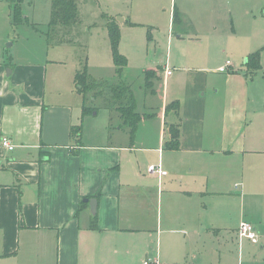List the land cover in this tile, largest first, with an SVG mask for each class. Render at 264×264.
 <instances>
[{
	"label": "crops",
	"instance_id": "crops-1",
	"mask_svg": "<svg viewBox=\"0 0 264 264\" xmlns=\"http://www.w3.org/2000/svg\"><path fill=\"white\" fill-rule=\"evenodd\" d=\"M175 8L179 18L172 23L179 25ZM35 58L8 56L0 46V143L5 137L14 147L8 151L0 144V264H109L110 253L118 254L122 246L129 250L123 255L137 256L145 248L146 259L157 262L153 238L156 228L160 238L161 223L143 225V220H151L166 193L259 202L260 220L251 222L249 209L241 222L254 226L264 254V128L247 121L248 93L237 69L230 65L211 74L166 64L151 68L158 81L151 92L159 107L141 114L147 118L132 136L126 133L128 143L121 136L112 145L102 123L101 131L89 136L106 145L80 141L75 146L70 130L84 118L76 73ZM208 74L225 75L220 88H213L217 82ZM210 86L214 95L206 98ZM175 101L179 110L166 112ZM171 125L179 130L175 151L163 148ZM149 166H159L162 174L149 173ZM83 199L95 201L94 214ZM92 217L96 229L90 230ZM241 222L231 230L167 232L179 241L183 235L187 247L204 237H227L241 246ZM214 251L211 264H220ZM237 258L242 264L240 252Z\"/></svg>",
	"mask_w": 264,
	"mask_h": 264
},
{
	"label": "rangeland",
	"instance_id": "rangeland-1",
	"mask_svg": "<svg viewBox=\"0 0 264 264\" xmlns=\"http://www.w3.org/2000/svg\"><path fill=\"white\" fill-rule=\"evenodd\" d=\"M50 2L0 0V46L8 56L23 60L36 57L40 61H55L57 70H74L78 73L86 69L87 83L98 84L104 88L105 93H108L111 83L127 84L140 115L159 107L158 95L151 92L157 89L158 81L153 74L145 80L146 71L166 64L175 69H207L212 74L229 61L231 67L239 71L248 93L247 121L257 130L264 128V0H75V22L53 28L50 38H47ZM13 4L17 5L20 15L16 25ZM174 5L180 12L179 25L172 23ZM111 21L119 31L117 53L126 62L120 74L116 73L113 63L107 30ZM253 56H256L260 68L248 71L244 65L248 63V57L253 59ZM211 74L208 76L210 82H217V85H213L216 90L221 87L225 75ZM77 93L81 102L86 100V105L95 107L97 112L96 116H93L94 113L84 116L82 122L78 123L81 125V144L106 145L98 139L91 140L93 136H89L93 131L100 132L102 123L107 125L108 136L114 138L113 142L110 141L112 145L116 144L115 138L121 136L128 143L125 139L128 130L120 128L121 120L114 110L105 108L102 99L89 89ZM222 94L223 89L220 96ZM212 95L213 89L210 86L206 98ZM92 99L94 102H91ZM72 144L78 145L74 140ZM167 179L170 180V176ZM249 209L250 221L256 223L262 212L259 202L251 198L248 201L166 193L163 200L153 207L151 220L144 219L143 225L161 223L160 238L157 228L153 238L154 256L160 264H174L176 261L182 264H211L213 261L210 253L214 250H217L214 254L219 253L214 257L215 263L218 258L220 264H237L238 252L242 264L259 263L260 259H264V254L259 250L260 244L254 245L241 239L243 243L240 246L235 239L204 237L197 242L192 240L190 247H187L183 244V235L179 236V241L167 232L183 231L188 235L195 229L231 230V227L242 221ZM171 217H175L174 220L167 223ZM123 251L129 250L122 246L118 254L112 251L108 263L142 264L149 259H146L145 248L140 253L137 251V256L123 255ZM154 261L152 259L149 264Z\"/></svg>",
	"mask_w": 264,
	"mask_h": 264
},
{
	"label": "trees",
	"instance_id": "trees-1",
	"mask_svg": "<svg viewBox=\"0 0 264 264\" xmlns=\"http://www.w3.org/2000/svg\"><path fill=\"white\" fill-rule=\"evenodd\" d=\"M14 7L12 9L14 15V25L19 23L18 17H20L18 10L16 9L17 5L13 4ZM76 4L75 0H51L50 2V19L47 24L48 31L46 33L47 38H50V34L53 28L58 26H68L71 23H74L76 20ZM179 14L178 10L175 8L172 13V21H178ZM108 35L111 43L112 57L113 63L116 67V73L120 74L121 69L125 67L126 62L122 56L117 53V43L119 38V31L117 25L111 21L108 26ZM248 57V63H246V67L248 71H255V69H259V64L256 61V56ZM157 72H160L158 70ZM155 75L153 71L145 72V80H147L150 75ZM87 71L83 69L76 73L74 81L76 82V86L79 88V92L83 93L88 89L93 91V93L98 96L99 99H102L105 108L114 110L121 120V128H127L128 134L132 136L140 121L147 118L145 116L139 115L136 111L137 105L134 99V95L128 85L121 84H110V87L107 89L108 93H105L103 87L98 86V84L87 83ZM173 110L177 112L179 110V103L177 101L172 102L166 107V112L168 110ZM95 114L96 108L91 106L88 107L86 105V100H84V105L82 108V117ZM80 131L81 125L76 127H72L70 130V137L72 140L80 145ZM167 135L168 139L164 144V150L167 151H175L178 150L179 147V130L177 126H169L167 127ZM95 217L90 219L88 229L93 230L96 229ZM157 264V263H154Z\"/></svg>",
	"mask_w": 264,
	"mask_h": 264
},
{
	"label": "built area",
	"instance_id": "built-area-1",
	"mask_svg": "<svg viewBox=\"0 0 264 264\" xmlns=\"http://www.w3.org/2000/svg\"><path fill=\"white\" fill-rule=\"evenodd\" d=\"M230 65H231L230 62L226 61L224 66L222 68H220L219 71L222 73L226 72L228 66H230ZM170 74H171V72L167 70L166 76H168ZM0 144L3 148H5L8 151H12L14 148L13 145L9 142V140L5 137L1 139ZM147 171L149 173H152V174H155L158 176H160L162 174L159 166L158 167L149 166L147 168ZM237 234H238L239 238L245 239V240L251 242L252 244H258V242H259L258 236H257L256 231L254 229V226L249 222H246V221L241 222V224L238 227ZM150 262H151V259H148L147 261H144L143 264H149ZM154 263H157V262L154 261ZM154 263H152V264H154Z\"/></svg>",
	"mask_w": 264,
	"mask_h": 264
},
{
	"label": "water",
	"instance_id": "water-1",
	"mask_svg": "<svg viewBox=\"0 0 264 264\" xmlns=\"http://www.w3.org/2000/svg\"><path fill=\"white\" fill-rule=\"evenodd\" d=\"M83 202L84 203H89L90 204V211L92 214H94V211H95V206H96V203L94 200H89V199H83Z\"/></svg>",
	"mask_w": 264,
	"mask_h": 264
}]
</instances>
